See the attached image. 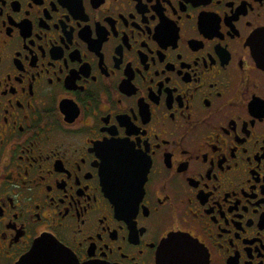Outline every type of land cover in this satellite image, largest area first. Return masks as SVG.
I'll use <instances>...</instances> for the list:
<instances>
[{
  "label": "flooded vegetation",
  "instance_id": "1",
  "mask_svg": "<svg viewBox=\"0 0 264 264\" xmlns=\"http://www.w3.org/2000/svg\"><path fill=\"white\" fill-rule=\"evenodd\" d=\"M261 32L264 0H0V264L46 232L81 263L157 264L169 228L198 264H264ZM120 133L144 153L132 219L93 160Z\"/></svg>",
  "mask_w": 264,
  "mask_h": 264
},
{
  "label": "snow or ice",
  "instance_id": "2",
  "mask_svg": "<svg viewBox=\"0 0 264 264\" xmlns=\"http://www.w3.org/2000/svg\"><path fill=\"white\" fill-rule=\"evenodd\" d=\"M163 25L164 22L162 21ZM257 39L256 34L253 33L252 39H249L250 43L255 45L254 40ZM261 49L258 55V61L264 66V32H261L258 37ZM249 108L255 112L258 116H264V99L255 98L249 104ZM259 109V110H257ZM6 119V116L4 117ZM137 129L128 123V132H135ZM115 131V129H111ZM227 131V129H225ZM122 139H108L103 144H100L96 148L97 156L93 158L94 162L98 158L102 163L100 164L101 175L105 177L106 181L113 182L118 190L124 192L129 204V214L126 219H132L137 211V205L139 203V195L135 191V176L139 172V165L141 164L144 153L140 149V140L138 136H128V133H120ZM159 147V144L156 145ZM122 154L125 158L124 163L118 172H111L107 170V164L109 158L113 154ZM150 163V161H148ZM146 171V169H145ZM71 175V173H69ZM91 175V172H88ZM66 179V178H65ZM76 182L79 183V176L76 178ZM51 184H49V187ZM81 187H83L81 185ZM111 195V193H109ZM116 202V201H114ZM77 203L79 201L77 200ZM3 212V204L0 202V213ZM41 246H46L54 254L52 258L43 262V264H78V259L74 253L65 248L63 243L55 237V235H49L47 232L45 235L39 236L34 241V250L40 249ZM201 249L200 242L194 238V234H189L187 229L169 228L163 232L159 239V251L162 257L160 264H198V262L191 258L196 256ZM170 253H175L179 257L175 260L168 259ZM88 261V258H84ZM206 260V258H205ZM90 264V262H89Z\"/></svg>",
  "mask_w": 264,
  "mask_h": 264
},
{
  "label": "water",
  "instance_id": "3",
  "mask_svg": "<svg viewBox=\"0 0 264 264\" xmlns=\"http://www.w3.org/2000/svg\"><path fill=\"white\" fill-rule=\"evenodd\" d=\"M112 156H113V166L112 167H108L107 170L110 171L112 169V172L115 173V172H118L120 170L121 166L124 163V159L125 158L122 156V154H119V153L113 154ZM138 173L135 176V191L139 195V197L141 198V195H142V192H143V182H144V180H142V181L138 180ZM104 185H105V189L108 188L109 193H111V197L113 198V202L116 201V202H114V204L117 206V208H123V207L129 206L126 195L121 190H120V192L116 193V191L118 189L116 188V186H115V184L113 182L106 181L105 177H104ZM113 195H116V197L114 198ZM140 198H139V200H140ZM33 245H34V243L32 244L31 249L26 254H24L16 262V264H43L44 261L52 258V256L54 255L51 252V250H49L46 246H41L40 249L34 250ZM65 248H67V247H65ZM178 258H181V257H179L175 253H170L169 256H168V259H170V260H175V259H178ZM185 258L194 259L195 256H193V257H185ZM161 259H162V257L160 255L159 246H158V249H157V252H156L157 264H160ZM78 264H89V262L81 263V262L78 261ZM90 264H110V263H93V262H90Z\"/></svg>",
  "mask_w": 264,
  "mask_h": 264
}]
</instances>
